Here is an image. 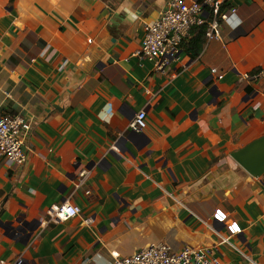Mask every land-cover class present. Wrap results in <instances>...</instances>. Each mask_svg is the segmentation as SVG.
I'll return each mask as SVG.
<instances>
[{
  "label": "crops",
  "instance_id": "obj_1",
  "mask_svg": "<svg viewBox=\"0 0 264 264\" xmlns=\"http://www.w3.org/2000/svg\"><path fill=\"white\" fill-rule=\"evenodd\" d=\"M169 1L0 0V115L32 125L27 161L0 159V264H113L157 243L264 264V176L233 157L264 137V74L243 78L264 72V0H229L239 25L163 74L136 53ZM63 203L82 214L48 223Z\"/></svg>",
  "mask_w": 264,
  "mask_h": 264
},
{
  "label": "built area",
  "instance_id": "obj_2",
  "mask_svg": "<svg viewBox=\"0 0 264 264\" xmlns=\"http://www.w3.org/2000/svg\"><path fill=\"white\" fill-rule=\"evenodd\" d=\"M229 0H170L160 17L144 27L145 37L141 49L136 53L140 59L154 63L158 73H166L182 52V45L196 28L208 25L207 38L219 39L220 25L226 23L236 27L237 9H226ZM212 18V21L210 20ZM215 72V71H213ZM264 72L245 73L246 81L262 77ZM146 110H141L129 125L136 134H143L148 126ZM32 131L31 122L21 115H0V159L10 165H22L27 161L25 140ZM91 173L83 169L79 173L77 186H83ZM90 194V192H88ZM82 214L79 206L63 203L53 205L48 211V223L65 222ZM215 219L225 222L227 216L217 211ZM87 225H92V218H85ZM231 236L241 233L240 226L232 222L227 225ZM228 241V240H227ZM215 247H185L175 252L163 243L152 244L139 252L124 258H115L113 264H221L215 256ZM12 264H28L23 257H18Z\"/></svg>",
  "mask_w": 264,
  "mask_h": 264
},
{
  "label": "water",
  "instance_id": "obj_3",
  "mask_svg": "<svg viewBox=\"0 0 264 264\" xmlns=\"http://www.w3.org/2000/svg\"><path fill=\"white\" fill-rule=\"evenodd\" d=\"M233 157L251 175L264 176V137L236 151Z\"/></svg>",
  "mask_w": 264,
  "mask_h": 264
},
{
  "label": "trees",
  "instance_id": "obj_4",
  "mask_svg": "<svg viewBox=\"0 0 264 264\" xmlns=\"http://www.w3.org/2000/svg\"><path fill=\"white\" fill-rule=\"evenodd\" d=\"M212 21V18L210 19ZM208 26L201 28H196L191 32V39L184 41L182 45V50H186L187 53L192 54L193 57H196L200 54L206 39H207ZM252 72V73H256Z\"/></svg>",
  "mask_w": 264,
  "mask_h": 264
}]
</instances>
